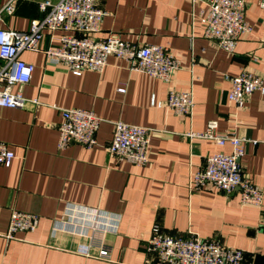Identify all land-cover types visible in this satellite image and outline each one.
I'll list each match as a JSON object with an SVG mask.
<instances>
[{
  "label": "crops",
  "instance_id": "crops-1",
  "mask_svg": "<svg viewBox=\"0 0 264 264\" xmlns=\"http://www.w3.org/2000/svg\"><path fill=\"white\" fill-rule=\"evenodd\" d=\"M41 1L14 0L13 12L0 14V29L27 30L45 14ZM245 2L251 31L229 53L204 36L202 1L98 0L105 15L94 36L167 47L179 64L170 83L131 71L114 55L101 71L75 75L48 63L42 51H21L19 58L34 70L28 83L11 91L38 104L0 107V141L14 153L8 166L0 165V264H154L146 251L154 225L170 235L218 239L241 249L246 264H264V194L256 206L242 203L238 190L189 187L190 173L209 154L230 151L229 144L187 135L216 120L219 131L246 139L241 167L264 193V93L253 92L242 107L228 99V77L243 69L264 83V10L260 0ZM59 35L45 32L40 47L56 45ZM3 63L0 58V68ZM171 89L192 90L191 116L151 103L152 97L163 103ZM71 107L102 119L93 147H57L62 109ZM116 121L150 129L145 166L109 157ZM13 209L37 214L35 230L7 238ZM101 244L110 248L109 260L77 251L89 245L96 255Z\"/></svg>",
  "mask_w": 264,
  "mask_h": 264
},
{
  "label": "built area",
  "instance_id": "built-area-1",
  "mask_svg": "<svg viewBox=\"0 0 264 264\" xmlns=\"http://www.w3.org/2000/svg\"><path fill=\"white\" fill-rule=\"evenodd\" d=\"M197 1H202L206 7L202 19L204 36L232 53L240 37L251 31L245 19V0H191L192 3ZM259 4L264 10V0H260ZM39 8L45 12L44 16L31 21L27 30L0 29V58L4 62L0 68V107L24 108L29 102L38 104L37 99H27L19 91H11L13 84L28 83L34 70L31 63L19 58L23 50L42 51L48 63L63 64L75 75L84 70L101 71L108 56L114 55L123 59L131 71L146 73L166 83L173 80L179 64L167 47L158 44L139 46L123 41L117 35L105 38L94 36L105 15L98 0H57L54 3L43 0ZM13 10L14 0H7L0 14L10 15ZM56 31L60 32L58 43L42 49L40 42L44 33L53 35ZM228 79V99L237 107H242L253 92L264 93L262 78L251 70L243 69ZM118 91L124 92L125 88L119 87ZM151 103L166 106L177 115L191 116L193 93L191 89H171L163 103L155 102L154 97ZM61 117L58 124L59 149L71 143H79L86 148L97 144L96 135L102 119L94 111L71 107L62 109ZM187 135L211 140L219 146L230 145L229 152L209 154L204 166L190 173L191 189L211 186L225 193L238 190L242 203L261 205L264 193L243 172L240 163L245 153V138L235 131H219L216 120L208 121L203 131H190ZM149 141L150 129L147 127L116 121L106 149L110 158L145 166ZM13 158L14 153L5 142L0 141V165L8 166ZM38 221L37 214L13 209L6 237L12 239L16 232L33 231ZM77 251L102 260H109L110 257V248L104 244L99 246L96 255H91L89 245H83ZM146 251L152 256L154 264H246L244 253L239 248L193 233L188 236L166 234L157 225L153 226L147 239Z\"/></svg>",
  "mask_w": 264,
  "mask_h": 264
}]
</instances>
